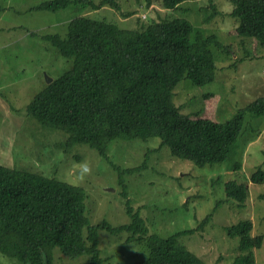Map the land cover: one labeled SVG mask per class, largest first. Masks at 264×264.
<instances>
[{"label": "rangeland", "instance_id": "rangeland-1", "mask_svg": "<svg viewBox=\"0 0 264 264\" xmlns=\"http://www.w3.org/2000/svg\"><path fill=\"white\" fill-rule=\"evenodd\" d=\"M49 1L53 0H0V166L82 188L92 226L107 223L115 228L130 223L123 190L148 234L161 238L196 229L212 214L203 228L178 237L203 264H242L238 257L247 252H239L238 239L230 237L227 229L249 219L251 236L263 238L261 248L252 250L254 263L264 264V184L250 182L256 170L264 172V117L246 115L243 137L232 160L198 167L173 157L167 147L160 148L157 138L115 140L108 144L105 159L86 145L68 144L66 135L41 125L27 111L48 79L56 80L72 67V60L62 57L44 37L65 38L68 23L79 16L124 30L166 17L190 22L191 53L211 57L216 64L215 81L209 85L179 82L173 90L174 103L193 118L231 119L239 109L264 96V48L255 39L236 34L238 21L229 16L231 1H185L173 10L162 9L161 0H152L148 9L143 0H125L120 2V12L108 7L89 11L76 5L56 12L35 9ZM122 12L131 14L123 17ZM242 140L247 145L241 148ZM233 162H241L239 171L230 170ZM84 165L89 169L86 174L82 173ZM231 180L248 185L243 205L226 197L225 184ZM128 236L98 230L101 264L142 263L145 247L127 242ZM89 260L88 255L68 258L55 248L50 264H89ZM0 264L21 263L0 254Z\"/></svg>", "mask_w": 264, "mask_h": 264}, {"label": "trees", "instance_id": "trees-1", "mask_svg": "<svg viewBox=\"0 0 264 264\" xmlns=\"http://www.w3.org/2000/svg\"><path fill=\"white\" fill-rule=\"evenodd\" d=\"M125 0H53L37 10L56 12L71 6L89 11L108 7L120 12ZM139 2V0H137ZM185 1L161 0L164 10H173ZM229 16L238 21L236 34L253 38L264 48V0H230ZM145 8L152 0H143ZM131 13H121L123 17ZM217 11H214V16ZM138 29H119L112 23L79 16L68 23L65 38L44 37L72 60V67L39 91L27 106L28 113L41 125L63 133L67 143L86 145L107 159L111 142L157 138L159 147L198 167L212 166L233 158L243 137L246 115L264 117V96L239 109L225 122L193 118L181 112L173 101V90L182 80L203 87L215 81V61L190 50L193 27L185 19L153 20ZM214 45L215 36L210 38ZM258 130H255V134ZM247 144L243 142L241 148ZM144 165V164H143ZM116 169V168H115ZM233 162L231 171H239ZM252 184H264V172L256 170ZM229 200L243 205L248 185L231 180L225 184ZM126 199L130 223L111 227L92 226L86 215V193L77 186L25 170L0 166V254L21 264H50L57 248L68 258L88 255L89 264H101L98 230L110 234L126 232V241L146 249L141 264H203L202 260L178 242V237L203 228L208 214L196 229L168 238L148 234L143 220ZM216 210V208L214 209ZM252 223L240 221L227 229L238 239V260L255 264L253 249L261 248L262 236H251Z\"/></svg>", "mask_w": 264, "mask_h": 264}, {"label": "clouds", "instance_id": "clouds-1", "mask_svg": "<svg viewBox=\"0 0 264 264\" xmlns=\"http://www.w3.org/2000/svg\"><path fill=\"white\" fill-rule=\"evenodd\" d=\"M89 169L86 165L82 166V173L86 174L88 173Z\"/></svg>", "mask_w": 264, "mask_h": 264}, {"label": "water", "instance_id": "water-1", "mask_svg": "<svg viewBox=\"0 0 264 264\" xmlns=\"http://www.w3.org/2000/svg\"><path fill=\"white\" fill-rule=\"evenodd\" d=\"M50 82H51V80H50V79H48V80H47V83H50Z\"/></svg>", "mask_w": 264, "mask_h": 264}]
</instances>
